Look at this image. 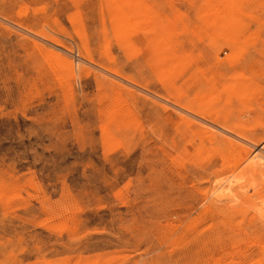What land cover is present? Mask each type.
Segmentation results:
<instances>
[{
	"label": "rangeland",
	"instance_id": "rangeland-1",
	"mask_svg": "<svg viewBox=\"0 0 264 264\" xmlns=\"http://www.w3.org/2000/svg\"><path fill=\"white\" fill-rule=\"evenodd\" d=\"M263 145L264 0H0V264H264Z\"/></svg>",
	"mask_w": 264,
	"mask_h": 264
},
{
	"label": "bare ground",
	"instance_id": "bare-ground-1",
	"mask_svg": "<svg viewBox=\"0 0 264 264\" xmlns=\"http://www.w3.org/2000/svg\"><path fill=\"white\" fill-rule=\"evenodd\" d=\"M66 64H67V68L68 69H71V65H69L67 62H66ZM264 147V145L262 146V148ZM259 152V151H258ZM262 160H263V155L262 154H260V153H256L255 152V154L252 156V161H254V162H258V163H262ZM238 162V161H237ZM234 179V178H233ZM237 179V178H236ZM223 182V181H222ZM222 182H217V184L215 185V187L213 188V189H215V191H220L223 187H224V185L222 186ZM226 186V185H225ZM249 186V185H248ZM251 186V185H250ZM242 187V186H241ZM243 188V187H242ZM223 190H225V188L223 189ZM220 193V192H219Z\"/></svg>",
	"mask_w": 264,
	"mask_h": 264
}]
</instances>
